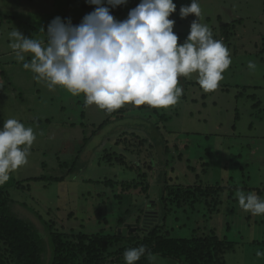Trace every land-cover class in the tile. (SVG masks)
Returning <instances> with one entry per match:
<instances>
[{
  "label": "rangeland",
  "instance_id": "obj_1",
  "mask_svg": "<svg viewBox=\"0 0 264 264\" xmlns=\"http://www.w3.org/2000/svg\"><path fill=\"white\" fill-rule=\"evenodd\" d=\"M173 2L177 8L169 19L175 21L173 31L182 44L191 23L198 18L189 15L181 19L179 15L180 7L189 6L192 0ZM197 2L201 7L200 23L227 47L232 63L213 92L181 80L178 86L183 92L178 103L161 109L167 113L165 117L170 116L169 124L158 125L154 114L140 110L147 105L129 103L109 113L96 105H86L83 94L72 96L59 86L49 90L43 81L34 78V73L24 69L23 63L31 59V54H25V61L16 59L10 47L12 31L46 45V30L52 19L70 18L73 25H78L95 5L86 0H0V87L9 96L4 93L0 100V112L31 127L36 135L28 163L12 172L7 191L14 201L12 209L42 232L45 244V221L54 231L73 237L81 232L86 236L118 234L125 225L135 232L146 219L157 215L159 208L151 214L150 204H157L164 188L167 194L170 188H179L178 184L203 185L206 189L216 183L238 184L241 189L245 183L250 187L264 183V63L257 57L259 44L264 41V0ZM137 5V0H128L122 10L106 3L104 6L122 21ZM228 24H232L229 28L233 31L226 40ZM249 61L256 64L255 70L248 68ZM187 79L198 82L196 74ZM257 102L260 106L254 109ZM140 132L143 140H148L144 147L135 134ZM118 140L121 146L116 145ZM151 146L155 147L152 151ZM128 147L138 154L135 159L134 154L124 150ZM113 153L128 154L126 164L116 163L115 157L108 163ZM157 155L159 159L154 161ZM166 158L171 162L167 166ZM132 164L134 167L128 168ZM145 173L147 179H138L144 183L143 188L123 189L124 183ZM35 178L40 179L27 181ZM106 181L114 185L110 187ZM221 199L225 204L214 213L205 198L194 210L189 205L181 209L171 206L174 211L160 224L161 237L189 238L209 235L214 230L218 241L236 243L233 250L226 251V264H264V256L256 255L264 252V219L243 210L239 201L233 203L229 193ZM120 217L126 221L122 227L117 224ZM119 247L125 248L121 253L125 262L124 252L138 248V244L124 242Z\"/></svg>",
  "mask_w": 264,
  "mask_h": 264
},
{
  "label": "clouds",
  "instance_id": "obj_2",
  "mask_svg": "<svg viewBox=\"0 0 264 264\" xmlns=\"http://www.w3.org/2000/svg\"><path fill=\"white\" fill-rule=\"evenodd\" d=\"M95 5L78 25L70 18L57 16L47 26V44L26 38L18 30L10 33V47L26 70L35 74L49 90L57 86L72 96L83 94L85 104L96 105L109 113L125 104L147 105L167 109L178 103L183 89L179 77L196 74L204 92H213L223 80V73L232 63L229 50L213 38L211 29L200 23L201 7L197 0L181 6V19L194 15L185 41L178 43L173 0H140L124 20H117L110 11L128 0H86ZM105 3L110 7L104 6ZM248 68L256 64L249 61ZM36 140L31 127L16 119H8L0 128V186L10 173L28 163L30 149ZM240 207L252 215H264V200L255 194L238 192ZM146 255L144 246L124 252L125 264H137ZM258 257L264 252H257ZM149 264L156 257L147 252Z\"/></svg>",
  "mask_w": 264,
  "mask_h": 264
},
{
  "label": "trees",
  "instance_id": "obj_3",
  "mask_svg": "<svg viewBox=\"0 0 264 264\" xmlns=\"http://www.w3.org/2000/svg\"><path fill=\"white\" fill-rule=\"evenodd\" d=\"M137 2L139 4V0H137ZM124 6L125 5H121L117 8L122 10ZM230 26H232V24L226 25L228 28L225 35L226 40L229 38V32L233 31H230ZM1 42L2 38L0 36V43ZM259 45L261 47L257 57L264 63V41ZM178 80L179 83L181 80L187 82L188 86L199 85L198 82H189L185 77H179ZM241 96L240 94L239 97ZM253 100H256L255 97H253ZM260 103L261 102H257L253 108L258 109ZM140 110L147 114H154L153 118L155 124L159 125L161 122L168 123L170 120V116L165 117L167 113L161 109L143 106ZM151 117L150 115V118L148 116L146 118L153 120ZM238 118L239 116L237 115L236 119ZM4 122L5 118H3V115L1 116L0 112V128L3 127ZM166 125L167 124H165V126ZM233 128L236 130V126ZM157 129L160 130V128ZM135 134L142 139L139 143L144 147L148 140H143V136H141V134H143L142 132ZM119 141L120 140L117 141V146L122 145L121 141ZM124 142L125 140L122 141V143ZM131 145H133V143ZM149 149L152 151L155 147L151 146ZM124 150L134 154V159L138 156V154L134 153L129 147ZM164 154L168 155L166 152H164ZM150 156L152 157V154ZM113 157H115V162L121 165L126 164L125 161L128 160V154L122 153L119 155L118 153H113L112 156L108 157L107 162L111 163ZM158 159L159 155L154 158V161ZM161 162L162 161L159 163ZM165 162L166 166L169 165L168 163H171L169 158H166ZM129 167L133 168L134 165H128V168ZM140 172L141 170L138 169V173ZM12 174L13 173H11L9 180L0 187V264H125L121 258V253L125 248L119 247V245L124 242H129V244L136 242L138 247L144 246L156 257V262H158V264H226V251L233 250L236 243L225 239L221 242L218 241L214 230L209 235L194 234L189 238L178 239L170 237L169 235L161 237V222L164 223L171 212L174 211L170 208L171 206L175 205L177 208L179 207L178 209H181L189 205L194 210L195 206L199 204L202 198H205L211 206L212 213L219 211V206L225 204L221 198L222 195L226 193H229V199L232 200L233 203L238 201L237 194L239 191H243L246 195L249 193H256L264 200V183L262 182L256 187H250L245 183L241 189L238 188V184L221 185L216 183L208 185L207 189L203 188V185L198 187H184L178 184L179 188H170L167 194L166 189H163L157 204L155 201L150 204V207L153 209L151 214H155L154 209L156 207L159 208L157 215L153 217L148 216V218L150 217L153 219H146L140 228H136L135 232L128 230L127 236H124L123 233L118 235L117 232L110 234L99 232L86 236V234L81 232L73 237L63 232L54 231V228L45 221V236L48 237L46 239L47 244H45L42 232L34 225L21 219L16 211L12 209L14 201L7 191V184L12 178ZM147 178L148 173H145L144 176L138 175L133 181L124 183L123 189L126 191H130L131 189L137 190L144 184L139 183L138 179L145 180ZM39 179L40 178H35L27 181H38ZM50 180L60 181L62 179ZM106 183L110 187L114 185L112 181H106ZM18 184L22 186V183ZM203 190H206L205 194H203ZM118 197L115 200L119 201L120 198ZM140 212L144 213L143 210H140ZM127 214L128 212L125 211L124 215ZM121 217L117 222L118 227L124 226L126 222ZM256 217L264 219V215ZM262 224H264L263 221ZM140 238H142V240H140ZM137 264H149L147 255L141 257V259L137 261Z\"/></svg>",
  "mask_w": 264,
  "mask_h": 264
},
{
  "label": "crops",
  "instance_id": "obj_4",
  "mask_svg": "<svg viewBox=\"0 0 264 264\" xmlns=\"http://www.w3.org/2000/svg\"><path fill=\"white\" fill-rule=\"evenodd\" d=\"M1 45H2V44H0V48H1ZM8 55H9V53L7 54V56H8ZM3 57H5V54H2V58H3ZM27 62H30V60H28ZM4 93H5L6 96H8L7 92H6L3 88L0 87V100H2V98H3V96H4ZM14 93H16V91H14ZM11 95H12V94H11ZM11 95H10V96H11ZM8 97H9V96H8ZM2 115H3V114H1V116H2ZM3 118H5V121L8 120V118H6L5 116H3ZM10 119H12V118H10ZM13 119H14V118H13ZM16 120H18V119H16Z\"/></svg>",
  "mask_w": 264,
  "mask_h": 264
},
{
  "label": "water",
  "instance_id": "obj_5",
  "mask_svg": "<svg viewBox=\"0 0 264 264\" xmlns=\"http://www.w3.org/2000/svg\"><path fill=\"white\" fill-rule=\"evenodd\" d=\"M10 175H11V173H10ZM1 187V186H0ZM134 229H132V231H133ZM127 232H128V225H125V227L121 230V229H119V231H118V235H120L121 233H123V235L124 236H126L127 235Z\"/></svg>",
  "mask_w": 264,
  "mask_h": 264
}]
</instances>
